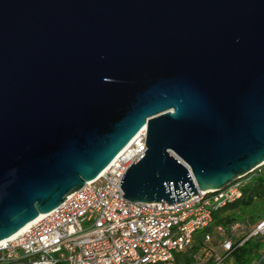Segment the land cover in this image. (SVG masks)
I'll return each instance as SVG.
<instances>
[{"label": "water", "instance_id": "water-1", "mask_svg": "<svg viewBox=\"0 0 264 264\" xmlns=\"http://www.w3.org/2000/svg\"><path fill=\"white\" fill-rule=\"evenodd\" d=\"M143 127L130 201H181L264 165V0H0V240Z\"/></svg>", "mask_w": 264, "mask_h": 264}, {"label": "built area", "instance_id": "built-area-1", "mask_svg": "<svg viewBox=\"0 0 264 264\" xmlns=\"http://www.w3.org/2000/svg\"><path fill=\"white\" fill-rule=\"evenodd\" d=\"M146 138L143 127L97 178L2 245L0 264H165L193 242L197 231L213 225L214 210L242 197L244 177L173 203L128 200L120 184L147 149ZM215 230L217 244L197 255L196 264H222L237 246L264 237V217L252 227L235 220ZM205 241H212L211 231Z\"/></svg>", "mask_w": 264, "mask_h": 264}, {"label": "trees", "instance_id": "trees-1", "mask_svg": "<svg viewBox=\"0 0 264 264\" xmlns=\"http://www.w3.org/2000/svg\"><path fill=\"white\" fill-rule=\"evenodd\" d=\"M244 180L242 197L214 210L213 225L197 231L193 242L186 249L176 251L173 260L165 264H196V256L218 242L219 235L215 225L223 224L228 227L233 221L241 220L252 227L264 217V165L244 177ZM208 231L212 232L210 243L205 241ZM263 247V236L250 238L234 248L230 258L225 259L222 264H264V256L261 255Z\"/></svg>", "mask_w": 264, "mask_h": 264}, {"label": "bare ground", "instance_id": "bare-ground-1", "mask_svg": "<svg viewBox=\"0 0 264 264\" xmlns=\"http://www.w3.org/2000/svg\"><path fill=\"white\" fill-rule=\"evenodd\" d=\"M44 213L39 214L38 217H36L35 219H33L32 221L28 222L27 224H25L22 228H20L17 232H15L13 235H11L10 237L4 238L0 240V247L2 245H4L7 241L9 240H13L16 237H18L19 235H21L28 227H30L37 219H39L41 216H43Z\"/></svg>", "mask_w": 264, "mask_h": 264}, {"label": "rangeland", "instance_id": "rangeland-1", "mask_svg": "<svg viewBox=\"0 0 264 264\" xmlns=\"http://www.w3.org/2000/svg\"><path fill=\"white\" fill-rule=\"evenodd\" d=\"M253 173V172H252ZM60 264H64L63 262H61Z\"/></svg>", "mask_w": 264, "mask_h": 264}]
</instances>
